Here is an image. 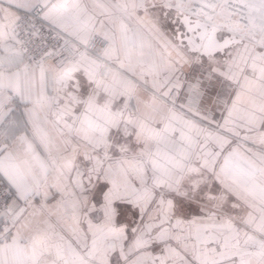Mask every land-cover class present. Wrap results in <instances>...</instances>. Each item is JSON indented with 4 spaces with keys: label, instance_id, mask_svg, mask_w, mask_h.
Segmentation results:
<instances>
[{
    "label": "snow or ice",
    "instance_id": "obj_1",
    "mask_svg": "<svg viewBox=\"0 0 264 264\" xmlns=\"http://www.w3.org/2000/svg\"><path fill=\"white\" fill-rule=\"evenodd\" d=\"M0 264H264V0H0Z\"/></svg>",
    "mask_w": 264,
    "mask_h": 264
}]
</instances>
